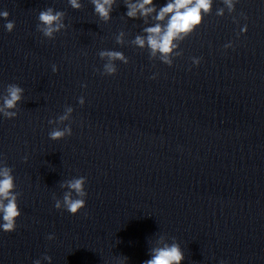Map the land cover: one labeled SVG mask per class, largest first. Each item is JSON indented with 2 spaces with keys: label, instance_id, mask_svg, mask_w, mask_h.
Instances as JSON below:
<instances>
[{
  "label": "clouds",
  "instance_id": "obj_1",
  "mask_svg": "<svg viewBox=\"0 0 264 264\" xmlns=\"http://www.w3.org/2000/svg\"><path fill=\"white\" fill-rule=\"evenodd\" d=\"M94 6V13L98 18L108 23L112 19L111 13L117 0H90ZM239 0H222L224 7L216 10L217 16H224L225 9L229 14L235 11V6ZM69 5L74 10L82 9L81 0H68ZM127 8L126 16L131 19H141L145 25L149 21H154L151 26L143 28V34H137L131 44L141 50H147L149 59L152 61L159 60L163 64L172 67L177 57L183 56V49L180 47L182 42L190 37L204 21V17L211 15L214 0H167L162 6L157 8L154 0H123ZM9 12L7 10L0 11V17L5 21L4 28L11 33L15 29V21L8 20ZM241 17L247 20L244 13ZM66 13L64 11L55 10L48 7L41 10L38 15V23L36 30L42 34L47 40H55L56 35L67 29L65 23ZM234 23H239L236 17H233ZM247 25L245 24L237 34V38L241 34L247 33ZM125 32L121 31L115 37V42L121 46L125 45ZM224 49L233 48V42H228ZM86 54V53H85ZM98 56L103 61L102 71L96 69L101 76H115L118 72L116 62L128 64L129 59L121 51L116 50H100ZM199 57H192V64L199 66L201 63ZM191 70V69H189ZM52 71H58V66L53 64ZM158 73L153 74L151 79H156ZM87 87L86 84L81 85ZM24 88L15 83L6 85L3 92L0 93V115L5 119H15L20 111V105L24 98ZM80 106L85 104V98L79 97ZM74 108L66 105L64 112L53 119L48 120V124L53 127L48 133L49 139L52 141L63 140L73 134L71 123L65 124L66 121L72 120ZM63 125V127H61ZM24 162L28 161V156L23 157ZM14 169L7 165L6 157L0 153V230L6 233L14 232L17 229V220L21 217L22 211L19 206V199L22 193L16 190ZM87 177H73L72 179L60 183L63 192L62 198L53 195L54 207L59 211H67L75 216L86 208V199L88 193L86 191ZM87 215V213H85ZM48 240L56 239L54 234L47 236ZM150 259L143 261V264H182L185 260V254L176 238H172V242H168V238L164 235L159 236L154 246L149 249ZM124 259H128L123 256ZM43 260L52 264V257L44 254ZM33 264H41V259H36ZM123 264V262H121ZM221 264H224L221 261Z\"/></svg>",
  "mask_w": 264,
  "mask_h": 264
}]
</instances>
